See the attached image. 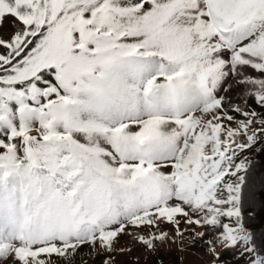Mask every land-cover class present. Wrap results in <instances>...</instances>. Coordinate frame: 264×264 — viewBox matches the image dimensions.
<instances>
[{
	"label": "snow or ice",
	"instance_id": "snow-or-ice-1",
	"mask_svg": "<svg viewBox=\"0 0 264 264\" xmlns=\"http://www.w3.org/2000/svg\"><path fill=\"white\" fill-rule=\"evenodd\" d=\"M5 17L0 264H71L121 235L152 249L164 224L209 264H264L245 220L264 0H0Z\"/></svg>",
	"mask_w": 264,
	"mask_h": 264
},
{
	"label": "rangeland",
	"instance_id": "rangeland-1",
	"mask_svg": "<svg viewBox=\"0 0 264 264\" xmlns=\"http://www.w3.org/2000/svg\"><path fill=\"white\" fill-rule=\"evenodd\" d=\"M12 31V18L5 17L0 24V34L9 35ZM238 91V88H234L229 95L235 99ZM258 144L247 150L249 158H252ZM185 227L187 226L182 223L181 228ZM160 230L167 231L168 237L163 242L154 241L152 249H148L132 236L121 235L118 237V243H114L111 252L103 251L99 247L94 251L91 245L85 244L77 250L71 264H105V260L109 258H111L109 264H209L212 260V256L206 252L207 244L199 239L195 241L189 239L190 230L182 237L176 235L170 224L162 225ZM196 230L200 231V229ZM139 232L148 235L147 228H142ZM121 248L125 250L120 251ZM221 260L230 261V254L223 253Z\"/></svg>",
	"mask_w": 264,
	"mask_h": 264
},
{
	"label": "trees",
	"instance_id": "trees-1",
	"mask_svg": "<svg viewBox=\"0 0 264 264\" xmlns=\"http://www.w3.org/2000/svg\"><path fill=\"white\" fill-rule=\"evenodd\" d=\"M250 160L249 203L254 211L245 220L254 231L257 242L264 243V142L258 144Z\"/></svg>",
	"mask_w": 264,
	"mask_h": 264
}]
</instances>
